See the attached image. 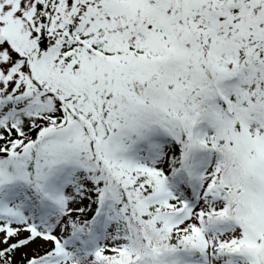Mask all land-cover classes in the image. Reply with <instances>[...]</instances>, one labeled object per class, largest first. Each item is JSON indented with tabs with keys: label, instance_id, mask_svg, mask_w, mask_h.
<instances>
[{
	"label": "snow or ice",
	"instance_id": "6c2138e0",
	"mask_svg": "<svg viewBox=\"0 0 264 264\" xmlns=\"http://www.w3.org/2000/svg\"><path fill=\"white\" fill-rule=\"evenodd\" d=\"M0 264H264V0H0Z\"/></svg>",
	"mask_w": 264,
	"mask_h": 264
}]
</instances>
